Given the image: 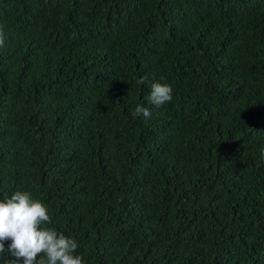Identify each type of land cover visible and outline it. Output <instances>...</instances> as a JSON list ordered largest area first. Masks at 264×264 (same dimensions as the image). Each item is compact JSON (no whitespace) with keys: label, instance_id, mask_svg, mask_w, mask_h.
Segmentation results:
<instances>
[{"label":"trees","instance_id":"16d2710c","mask_svg":"<svg viewBox=\"0 0 264 264\" xmlns=\"http://www.w3.org/2000/svg\"><path fill=\"white\" fill-rule=\"evenodd\" d=\"M0 29V199L83 264H264V0H0Z\"/></svg>","mask_w":264,"mask_h":264},{"label":"clouds","instance_id":"9594fccd","mask_svg":"<svg viewBox=\"0 0 264 264\" xmlns=\"http://www.w3.org/2000/svg\"><path fill=\"white\" fill-rule=\"evenodd\" d=\"M0 29V47H3ZM138 84H144L141 78ZM173 99L171 85L153 82L148 100L159 107ZM148 119L149 108L137 105L133 115ZM264 156V150L261 151ZM51 223L47 206L27 191H14L0 199V260L3 264H83L74 238L58 233Z\"/></svg>","mask_w":264,"mask_h":264}]
</instances>
